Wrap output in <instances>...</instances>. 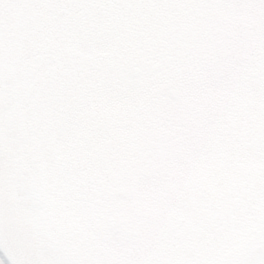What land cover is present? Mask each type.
I'll list each match as a JSON object with an SVG mask.
<instances>
[{"label":"snow or ice","instance_id":"obj_1","mask_svg":"<svg viewBox=\"0 0 264 264\" xmlns=\"http://www.w3.org/2000/svg\"><path fill=\"white\" fill-rule=\"evenodd\" d=\"M0 264H264V0H0Z\"/></svg>","mask_w":264,"mask_h":264}]
</instances>
